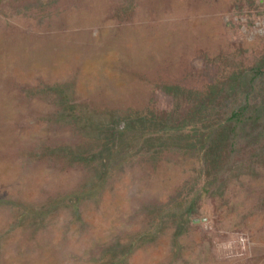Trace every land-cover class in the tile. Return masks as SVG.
Wrapping results in <instances>:
<instances>
[{
	"label": "rangeland",
	"instance_id": "1",
	"mask_svg": "<svg viewBox=\"0 0 264 264\" xmlns=\"http://www.w3.org/2000/svg\"><path fill=\"white\" fill-rule=\"evenodd\" d=\"M262 10L264 0L4 8L0 264H115L121 252L126 261L117 264H264V152L239 147L219 189L200 199L199 221L179 228L204 185L200 152L182 136L190 131L148 126L116 145L105 131L114 117L174 106L163 85L181 87L174 102L185 108L211 85L264 63ZM219 101L197 126L264 102V69ZM111 145L107 167L100 158L70 162L59 149L98 154Z\"/></svg>",
	"mask_w": 264,
	"mask_h": 264
},
{
	"label": "trees",
	"instance_id": "2",
	"mask_svg": "<svg viewBox=\"0 0 264 264\" xmlns=\"http://www.w3.org/2000/svg\"><path fill=\"white\" fill-rule=\"evenodd\" d=\"M43 1L44 0H0V12L6 7L32 8L41 4ZM260 14H264V11H260ZM263 69L264 63L261 62L252 66L247 72L239 75H232L226 82L213 84L204 95L197 93L198 95L195 99H193L190 104L186 105L185 108H178L179 105H176L174 102L182 92L181 87L179 85H163L160 88V93L164 95V97L171 98L174 104V106L171 105L170 109L160 110L152 107L147 114H128L122 119L114 117L110 124L106 125L105 131H111L112 133L110 132V134L114 136L112 140L113 145H116L115 142H117L118 138L121 139L125 132H130L133 129L145 130L148 126L160 127L166 132L173 130L176 133H183L185 129L190 131L187 135L185 134L182 136L190 138L192 142L189 145L200 152V159L202 162L200 172L203 177L204 185L199 194L194 197L186 210L180 215L179 228H182L188 222L199 221L198 212L201 203L200 199L204 198V196L211 197L214 192L219 189L222 176L228 169L232 156L238 153L243 145H245V147H253L254 150L258 149L260 153L264 152V145L259 146V144L261 145V143L264 142V102L254 106L251 110H248V108L244 106L215 125H204L202 129L197 126V123L207 120L206 118L212 116L216 111V106L220 103L219 100L223 92L231 91L235 94L240 87L245 86L249 88L255 80L260 77ZM68 109H73V107L70 106ZM82 122H84L85 125H89L87 120L83 119ZM121 123L124 124L123 127H120ZM97 131L103 134L104 130L99 129ZM123 138H125V136ZM107 140L109 141V139ZM163 143L164 142H161L160 145H163ZM112 148L116 149L117 147L111 145V149H108V146H106L98 154L93 147L79 151L71 147H60L59 149L65 152V156L67 153L70 162H90L100 158L101 165L107 167L110 165V159L104 156V151L107 150V152L112 153ZM119 151L121 150H118L117 153ZM111 153L109 154L110 158ZM78 199L79 198H77V200ZM123 253L125 252L117 253L116 255L114 253V257L110 262H115V264H117L116 260L120 259L124 263V261H126V258H124L125 255L119 257L120 254Z\"/></svg>",
	"mask_w": 264,
	"mask_h": 264
}]
</instances>
